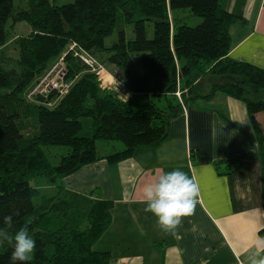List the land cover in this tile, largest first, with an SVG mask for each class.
I'll use <instances>...</instances> for the list:
<instances>
[{
  "label": "trees",
  "instance_id": "16d2710c",
  "mask_svg": "<svg viewBox=\"0 0 264 264\" xmlns=\"http://www.w3.org/2000/svg\"><path fill=\"white\" fill-rule=\"evenodd\" d=\"M224 1L73 0L58 6L27 0V9L15 10L13 0H0V55L8 42L9 21L12 27L25 23L30 28L10 42L17 52L16 69H5L0 60V218L13 215V233L28 227L36 241L31 264H110L109 253L92 247L111 224L113 203L102 200L98 190L78 195L54 185L56 179L101 160L119 163L138 149L159 146L168 137L170 121L197 100L221 93L244 103L262 151L264 134L256 115L264 114V100L259 99L264 70L228 57L229 30L241 18L227 12ZM182 10L200 23L190 27L170 18ZM146 22L153 24L151 39ZM129 25L132 40L126 39ZM113 32L117 39L105 44ZM75 50L102 57V65L122 71L125 90L142 96L144 106L134 112L132 98L103 89ZM61 58L62 80L70 83L69 89L28 100V88ZM205 78L210 83L206 95ZM31 118L36 119L33 134L28 131ZM97 141L118 142L122 148L100 154ZM42 147L68 151L51 166ZM37 178L53 184L52 190L43 193L31 186ZM261 206L264 214L263 175ZM258 234L264 236V227ZM11 252L9 244L0 246V264H11Z\"/></svg>",
  "mask_w": 264,
  "mask_h": 264
},
{
  "label": "crops",
  "instance_id": "0c3cea01",
  "mask_svg": "<svg viewBox=\"0 0 264 264\" xmlns=\"http://www.w3.org/2000/svg\"><path fill=\"white\" fill-rule=\"evenodd\" d=\"M224 9L241 18L230 27L228 57L264 70V0H225ZM206 85L204 95L209 81ZM110 90L122 99L135 97L118 86ZM256 119L264 134V114ZM174 169L196 180L200 196L195 213L173 235L144 211L143 189ZM262 175L264 147L261 151L244 103L215 93L172 119L159 146L138 149L119 163L84 166L61 184L78 195L98 190L102 200L113 203L111 224L92 247L109 253L110 264H248L264 227Z\"/></svg>",
  "mask_w": 264,
  "mask_h": 264
},
{
  "label": "clouds",
  "instance_id": "9594fccd",
  "mask_svg": "<svg viewBox=\"0 0 264 264\" xmlns=\"http://www.w3.org/2000/svg\"><path fill=\"white\" fill-rule=\"evenodd\" d=\"M200 196L199 185L188 173L174 169L164 172L155 183L143 189L144 211L151 213L165 234H175L183 219L195 213ZM13 215L0 218V246L12 248L11 264H31L36 241L27 226L14 233ZM248 264H264V236H257Z\"/></svg>",
  "mask_w": 264,
  "mask_h": 264
},
{
  "label": "rangeland",
  "instance_id": "374dc122",
  "mask_svg": "<svg viewBox=\"0 0 264 264\" xmlns=\"http://www.w3.org/2000/svg\"><path fill=\"white\" fill-rule=\"evenodd\" d=\"M51 3H55L56 5L60 6V5H65V4H70L73 2V0H49ZM13 8L15 10H21V9H27V0H13ZM171 19L177 18V19H181V23H185L187 26L193 27L196 26L197 24L200 23V18L192 16L189 14V12L187 10H182V11H177L174 12L170 15ZM11 22L9 21L7 24V32H8V42L6 47L2 50L1 55H0V60L2 59L3 63L2 66L5 69H16V64H15V60L17 58V52L14 48V46L10 43L12 41L13 38L17 37V36H24L26 35L28 32H30V28L28 25H26L25 23H17L16 25H14L13 27L10 26ZM145 30H146V35L147 38L151 39L152 38V34H153V24L152 22H146L145 24ZM125 34H126V39L127 40H132L133 39V34H132V26L129 25L125 28ZM117 39L116 33L113 32V34L111 35V37H109L108 39L105 40V44H109L111 41H114ZM7 58H8V62H7ZM94 63L95 64V68L97 71H99V74H95L98 78V81L100 83V86L103 89H107L109 91H111V88L114 87H121L125 90V87L123 85V74L122 71L109 66V65H102V61L103 58L102 57H97V58H93ZM93 73V72H91ZM55 76L51 77L50 80L54 79ZM207 78L202 80V84L204 85L203 87V91L205 92L206 88H207ZM62 82H64L62 79L59 80V83L61 84ZM109 85H111V88L109 87ZM33 86L28 88V91L31 90L32 91ZM48 92V90H46ZM126 91V90H125ZM30 92V91H29ZM28 92V93H29ZM50 92V91H49ZM36 93H34L31 97V99L28 100H32L34 98H36ZM260 100H264V94L262 96L259 97ZM133 110L134 112L138 111L139 109H141L144 104H145V99L142 96L139 95H135V97L133 98ZM158 106H161L160 103H158ZM87 121V120H84ZM29 129V133L33 134L34 130L36 128V119L35 118H31L30 123H28ZM95 146L97 148V151L100 154H105L108 152H116L121 150V144L118 142H105V141H97L95 143ZM42 151L43 154L45 155L46 160L49 162V164L51 166H55L58 163L59 158L62 155H65L68 151V149L66 147H42ZM61 184V179H56V182L54 183V185H59ZM30 185L38 188L41 192H49L52 190V186L53 184H50L48 182H46V180L42 179V178H37L33 181L30 182Z\"/></svg>",
  "mask_w": 264,
  "mask_h": 264
},
{
  "label": "built area",
  "instance_id": "2783aa9c",
  "mask_svg": "<svg viewBox=\"0 0 264 264\" xmlns=\"http://www.w3.org/2000/svg\"><path fill=\"white\" fill-rule=\"evenodd\" d=\"M70 50H74L75 46L71 45L69 47ZM74 55L79 57L81 59V61L88 66L89 70L91 72H93L94 74H99L100 70L97 71L95 68V64L93 58H91L90 56L81 53V52H77L75 50ZM63 59L61 58L54 66H52V68L37 82V84L35 85V87L32 89V91H30L27 94V98L31 99L32 95L34 93L36 94H46L48 90L49 91H56L58 94L62 95L64 94L70 87V83H66V82H62L61 84L59 83V80L62 79V73H63ZM55 76L54 79L50 80L51 77ZM176 96L178 97L179 94L176 93Z\"/></svg>",
  "mask_w": 264,
  "mask_h": 264
}]
</instances>
